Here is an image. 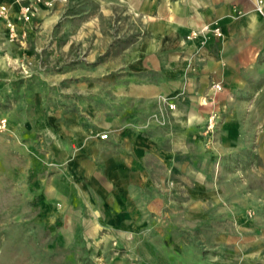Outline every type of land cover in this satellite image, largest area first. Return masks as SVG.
<instances>
[{
  "label": "rangeland",
  "instance_id": "1",
  "mask_svg": "<svg viewBox=\"0 0 264 264\" xmlns=\"http://www.w3.org/2000/svg\"><path fill=\"white\" fill-rule=\"evenodd\" d=\"M106 2L71 0L39 15L21 41L0 21V115L10 121L0 133V264H264V87L235 104L236 120L215 110L211 129L205 120L179 144V165L194 168L165 169V183H151L149 191L164 193L162 215L137 245L83 226L76 207L87 213L85 200L76 202L64 174L77 144L67 149L63 135L93 112L97 135L109 137L111 86L130 80L136 58L125 48L141 31ZM133 107L136 128L164 139L187 129L170 98ZM123 108L116 103L117 113Z\"/></svg>",
  "mask_w": 264,
  "mask_h": 264
},
{
  "label": "crops",
  "instance_id": "2",
  "mask_svg": "<svg viewBox=\"0 0 264 264\" xmlns=\"http://www.w3.org/2000/svg\"><path fill=\"white\" fill-rule=\"evenodd\" d=\"M106 1L108 10L122 8L138 21L140 34L125 48V52L133 51L136 59L127 77L130 80L117 86L114 81L111 86L107 139L97 135L100 129L95 127L93 112L69 125L63 135L69 138L65 143L71 149L75 142L77 151L64 174L72 177L66 178L69 185L74 184L76 202L80 196L85 200L87 213L78 204L76 212L83 217L87 231L109 229L130 249L152 231L151 218L157 223L162 215L158 202L164 200V193L156 188L149 191L151 183L164 184L165 169L176 167L189 172L194 168L188 160L179 165V144H188L192 130L215 110L225 114L226 121L236 120L232 111L235 104L258 96L263 89L264 0ZM0 2L11 5L15 15L18 6L14 0ZM64 5L42 8L39 15H48ZM204 24L220 25L224 36L206 42L186 40L191 30ZM217 81L222 82L223 90L212 93L210 86ZM117 88L122 95L118 98ZM158 96L176 102L173 114L187 128L184 134L176 132L164 139V133L154 135L132 125L138 114L133 105ZM122 100L123 111L117 113L116 103ZM67 156L69 152L65 151L61 157ZM153 169L159 172L153 173ZM110 201L115 202L113 206ZM114 216L129 221L117 222L112 220Z\"/></svg>",
  "mask_w": 264,
  "mask_h": 264
},
{
  "label": "built area",
  "instance_id": "3",
  "mask_svg": "<svg viewBox=\"0 0 264 264\" xmlns=\"http://www.w3.org/2000/svg\"><path fill=\"white\" fill-rule=\"evenodd\" d=\"M70 0H14L18 9L13 15L11 5L6 2H0V20L4 22L8 37L11 41L24 40L27 33V27L31 25L39 16L42 8L53 9L58 4H67ZM21 28V29H20ZM224 36L220 25L204 24L199 28L191 30L186 35L187 41L203 39L206 42L213 37L222 38ZM212 93H218L223 90V84L219 81L213 82L210 86ZM216 114L212 112L208 118V129L214 126ZM10 121L8 116L0 115V133L9 129ZM101 137L107 138L108 134L104 133Z\"/></svg>",
  "mask_w": 264,
  "mask_h": 264
}]
</instances>
